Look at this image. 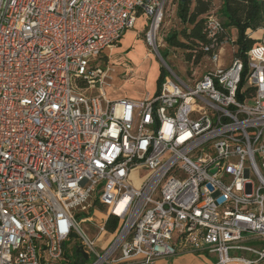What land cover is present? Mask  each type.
Returning <instances> with one entry per match:
<instances>
[{"label":"built area","instance_id":"built-area-1","mask_svg":"<svg viewBox=\"0 0 264 264\" xmlns=\"http://www.w3.org/2000/svg\"><path fill=\"white\" fill-rule=\"evenodd\" d=\"M163 3L0 0V264H264L246 244H264V27L244 62L211 11L209 67L184 78L158 50ZM140 15L166 74L109 99L97 61Z\"/></svg>","mask_w":264,"mask_h":264},{"label":"rangeland","instance_id":"rangeland-1","mask_svg":"<svg viewBox=\"0 0 264 264\" xmlns=\"http://www.w3.org/2000/svg\"><path fill=\"white\" fill-rule=\"evenodd\" d=\"M213 12H215L213 10ZM148 20L144 16L140 15L133 28L136 31V35L133 40H131L130 48L119 50L115 49L119 43H117L111 51V55L109 56L111 59V79L107 78V85L103 88L104 93L109 99H116L118 94L124 93V91H136L138 93V98H141L146 94L147 91H151L152 82L150 84L147 83L146 70H150L151 64L157 67L156 72L159 68L163 66V63L156 56L154 52L151 51V48L144 41V33L146 30L145 21ZM181 24L176 17V0H164L162 6V19L160 23L159 30L157 32V40L162 44L161 47L158 48L159 53L162 59L166 62V64L171 67L174 71H176L180 76L186 77V74L189 75L190 72L186 71L185 64L182 59L181 51L174 50L169 44L166 42V36L172 32L180 28ZM261 32L258 31L254 35L260 36ZM132 45V46H131ZM229 44L225 45V49L222 52V60L223 63L228 65L232 59V53L229 51ZM134 50H136L139 54H149V58L144 60L142 65V70L136 68V57H134ZM108 52V51H107ZM107 52H104L102 59L97 64L102 68L105 67L106 57H108ZM205 61L202 62L198 66L191 67L194 69V77L198 78L204 72L205 67H209L205 65ZM155 69V68H154ZM157 79V78H156ZM156 81L154 82V84ZM156 86V84H155ZM156 89V88H155ZM155 89L153 88L150 93H154ZM99 92L98 88H93L87 90L88 94H97ZM142 94V95H141ZM136 98V99H138ZM140 177H144V170H138L136 172ZM246 244L254 245V246H263L264 244L259 240H251ZM188 257H194V261H189L186 259H182L181 261L177 260L176 262H172L174 258L169 259L168 264H210V261L213 259L211 255L205 256H196L195 254L189 253ZM243 255L246 257H252V254L248 252H243ZM158 264H163V262H159ZM263 264V263H260Z\"/></svg>","mask_w":264,"mask_h":264},{"label":"trees","instance_id":"trees-1","mask_svg":"<svg viewBox=\"0 0 264 264\" xmlns=\"http://www.w3.org/2000/svg\"><path fill=\"white\" fill-rule=\"evenodd\" d=\"M219 17L222 29L217 35V41L230 38L238 46L237 57L246 62L245 52L253 45L255 39L247 34L264 27V0H176V17L180 28L173 30L166 36V42L174 50L181 51L187 72L198 66L206 55L203 46L210 42L204 30L206 16L211 12ZM166 74L161 66L156 79L157 92ZM116 220L109 218L106 228L112 231Z\"/></svg>","mask_w":264,"mask_h":264},{"label":"crops","instance_id":"crops-1","mask_svg":"<svg viewBox=\"0 0 264 264\" xmlns=\"http://www.w3.org/2000/svg\"><path fill=\"white\" fill-rule=\"evenodd\" d=\"M137 31V30H136ZM136 31L133 30V29H129L127 31L124 32L122 38L120 39V41L118 42V46L115 48V49H119V50H124V49H128L130 48V45L131 44V40H133V38H135L134 36L136 35ZM235 36V34H233ZM132 46V45H131ZM107 54H108V57H106V62H107V78L111 79V59H110V55H111V49L107 50ZM133 52H135L134 54V57H136V68L138 69H141L142 70V65L144 63V60H147V58H149V54H139L136 50H134ZM137 55V56H136ZM156 65V64H155ZM154 64L152 65L151 64V67H150V70H146V76H147V83L150 84V81L152 82V86H151V91L152 89L156 88L154 82L156 81V78L158 76V71L156 72L157 70V67L155 66ZM155 68V69H154ZM103 93H104V90H102ZM150 89L149 91H147L146 93H150L151 92ZM104 95L106 96V94L104 93ZM142 95V94H141ZM138 93L136 91H132V92H128V91H124V93H121V94H118L116 96V99L117 98H120V97H128V98H132V99H136L138 98ZM107 97V96H106ZM108 98V97H107ZM182 259H186V260H189V261H194V257L190 256L188 257L187 254H183V255H180L179 257H176L172 260V262H176L177 260L181 261ZM183 261V260H182Z\"/></svg>","mask_w":264,"mask_h":264},{"label":"water","instance_id":"water-1","mask_svg":"<svg viewBox=\"0 0 264 264\" xmlns=\"http://www.w3.org/2000/svg\"><path fill=\"white\" fill-rule=\"evenodd\" d=\"M181 1H183V0H181ZM77 251L82 253V249H81V247H78V248H77Z\"/></svg>","mask_w":264,"mask_h":264},{"label":"bare ground","instance_id":"bare-ground-1","mask_svg":"<svg viewBox=\"0 0 264 264\" xmlns=\"http://www.w3.org/2000/svg\"><path fill=\"white\" fill-rule=\"evenodd\" d=\"M135 53V52H134ZM137 56V55H136Z\"/></svg>","mask_w":264,"mask_h":264}]
</instances>
